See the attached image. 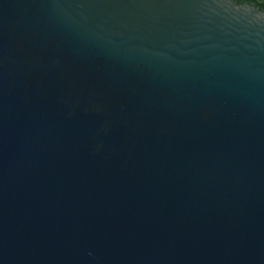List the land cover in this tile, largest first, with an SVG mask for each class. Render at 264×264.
Here are the masks:
<instances>
[{"label": "water", "instance_id": "obj_1", "mask_svg": "<svg viewBox=\"0 0 264 264\" xmlns=\"http://www.w3.org/2000/svg\"><path fill=\"white\" fill-rule=\"evenodd\" d=\"M0 264H264V10L0 0Z\"/></svg>", "mask_w": 264, "mask_h": 264}, {"label": "trees", "instance_id": "obj_2", "mask_svg": "<svg viewBox=\"0 0 264 264\" xmlns=\"http://www.w3.org/2000/svg\"><path fill=\"white\" fill-rule=\"evenodd\" d=\"M236 2L239 4L250 3L256 5V0H236Z\"/></svg>", "mask_w": 264, "mask_h": 264}, {"label": "flooded vegetation", "instance_id": "obj_3", "mask_svg": "<svg viewBox=\"0 0 264 264\" xmlns=\"http://www.w3.org/2000/svg\"><path fill=\"white\" fill-rule=\"evenodd\" d=\"M254 6L264 10V4L263 3H259V2L256 1V5H254Z\"/></svg>", "mask_w": 264, "mask_h": 264}]
</instances>
